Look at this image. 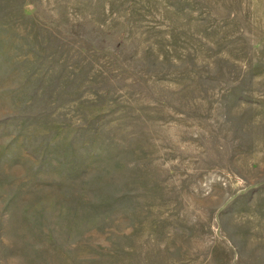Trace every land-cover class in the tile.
<instances>
[{
    "label": "rangeland",
    "instance_id": "obj_1",
    "mask_svg": "<svg viewBox=\"0 0 264 264\" xmlns=\"http://www.w3.org/2000/svg\"><path fill=\"white\" fill-rule=\"evenodd\" d=\"M0 264H264V0H0Z\"/></svg>",
    "mask_w": 264,
    "mask_h": 264
}]
</instances>
